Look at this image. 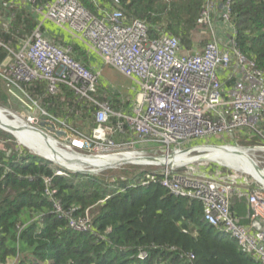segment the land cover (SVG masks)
<instances>
[{
    "label": "built area",
    "instance_id": "built-area-1",
    "mask_svg": "<svg viewBox=\"0 0 264 264\" xmlns=\"http://www.w3.org/2000/svg\"><path fill=\"white\" fill-rule=\"evenodd\" d=\"M217 4L220 11L215 14ZM232 4L233 0H207L198 24L211 31L215 28L218 34L202 53L184 55L180 39L169 34L151 38L147 24L127 17L121 9L99 18L79 0H52L41 8L43 21L31 37L22 40L16 52L10 51L12 58L0 64V78L9 94L23 105L24 121L34 131L29 132L35 133L32 136L64 133L71 152L86 154L79 160L109 162L100 168L90 167L99 173L152 168L153 177L142 181L143 186L158 183L177 198L201 202L212 225L223 228L238 240L244 253L264 264V187H253L259 177L253 174L247 179V164L232 155L242 150L259 151L260 163L264 150L258 146L246 149L197 144L199 140L234 137L236 133H251L264 141V70L237 45ZM46 22L69 28L106 65L139 82L141 89L131 113H116L110 102L97 100L101 73L75 59L70 48L49 39L43 32ZM36 83H45L51 96H57L65 85L79 101L95 107L91 134H81L68 127L66 119L43 110L24 89ZM31 135L28 133V137ZM210 153L234 158L237 163L225 168L245 179L233 175L223 183L219 178L224 175L217 172L218 179L204 181L207 177L194 169L207 166V159L200 160ZM57 175L65 173L59 171ZM46 183L50 186L51 180ZM47 194L53 193L47 189ZM233 196L247 199L253 211L249 228L237 223L231 211ZM61 210L57 205L58 214ZM79 224L70 223L74 230L85 231V227L78 229Z\"/></svg>",
    "mask_w": 264,
    "mask_h": 264
},
{
    "label": "trees",
    "instance_id": "trees-1",
    "mask_svg": "<svg viewBox=\"0 0 264 264\" xmlns=\"http://www.w3.org/2000/svg\"><path fill=\"white\" fill-rule=\"evenodd\" d=\"M80 1L95 13L92 1ZM102 1L145 22L151 38L172 34L187 49L193 47L192 36L207 3ZM48 2L40 0L43 5ZM232 6L237 45L264 70V0H234ZM36 27L37 18L20 12L11 30H0V63ZM78 50L75 46V58ZM25 89L35 98L43 92V106L58 118L77 113V121H86L82 127L76 121L77 130L89 134L95 127L96 109L75 98L67 86L61 85L57 96L47 95L45 84L25 85ZM105 94L97 99H111L110 93ZM58 170L27 151H0V264H259L206 222L202 203L170 196L158 184L135 187L145 177H153L148 170L127 168L124 177L67 171V176H57ZM47 189L56 193L48 195ZM233 206L237 213L243 212L245 202ZM72 221L86 225V230L75 231ZM143 252L146 257L140 259Z\"/></svg>",
    "mask_w": 264,
    "mask_h": 264
},
{
    "label": "rangeland",
    "instance_id": "rangeland-1",
    "mask_svg": "<svg viewBox=\"0 0 264 264\" xmlns=\"http://www.w3.org/2000/svg\"><path fill=\"white\" fill-rule=\"evenodd\" d=\"M22 1L24 2V6L15 5V4L9 2V0H0V30H3V31L11 30L13 23H14L15 19H17L18 14L20 12L31 13V15L34 16L35 19L37 18L38 15H40L42 12H44L43 10H41V8H44V6L42 4H40V3H29L26 0H22ZM215 20H217V19L215 18ZM208 29L209 28H206V27H198V29L194 32V34L192 36V40H193L192 50L193 51L198 52V51L202 50L203 47H205L208 42L213 40V37L216 34V29L214 28L213 29L214 31H210ZM58 44H59V42H58ZM61 47H63V46H61ZM63 48H67V47H63ZM187 52H189V50L184 51V53H187ZM72 54H73V50H72ZM7 58L10 59L12 57L10 54H7ZM102 75H103L104 80L112 83L115 86L120 85L122 83L126 84V82H127L122 76L116 74L114 72V70H112V68L106 67L104 69ZM2 82H3L2 79H0V109L1 110H3V109L7 110L12 116H15V117L20 118L21 120H24V117H25L24 109L21 108V104L19 102L15 101L11 97L7 96L6 88L4 87L5 84H4V82L3 83ZM111 87L113 88V86H111ZM0 120H3V118H0ZM13 120H14V118L7 114V117L3 121L6 123L12 124ZM83 121H77L78 125L82 127L84 124H86V121L84 119H83ZM72 125L75 126V124H73V122H71V124L68 125V127H71L72 129H74V126H72ZM3 126H6V125H3ZM15 126H16V124H15ZM81 134L85 135V133H81ZM19 137H21V136H19ZM235 139L243 140L242 136L239 135L238 133H236L234 135V140ZM17 140H18V138H17ZM17 140H16V138H14V136L12 134H10V132L5 131L2 127H0V151H4V150L11 148L12 150L16 149V150H20L22 152L27 151L28 153L36 155L38 157L43 156L42 154H40V153H42V151L35 148V146L29 145L30 147L34 148L35 150L26 146L28 149H30L32 151L31 152L30 150L21 147L18 143L19 140L18 141ZM66 140H67L66 138H59V139L55 138V141L58 142V145H57L58 149H60L59 152H57V153H59L60 157L63 159L66 158V156H67L65 154V153H67L66 151H68V152L73 151ZM208 142H214V143L225 142L227 144H232L233 139L231 137H225L224 139L222 138V140H217L216 138H213V139L209 140ZM20 143H22V142H20ZM241 144H246V143L243 141ZM36 150L40 153H38ZM35 153H37V154H35ZM54 155H55V159L58 158L56 156V153H54L51 156V158L54 157ZM74 155H77L76 158H81L82 156L87 157L85 153H78V154H74ZM192 156H194V155H192ZM67 160L64 159V161L66 162V165L62 162H59L58 165L54 162H51V161L50 162L54 166L60 168L59 170H62V171H64L65 169L63 167H61V165L65 166L67 168H70V169H72V168L78 169L76 171L96 172L98 170V169L90 168L91 166H84V167L77 166V165H74V162H72V161L68 163ZM72 163L74 166H72ZM59 164H61V165H59ZM260 164L262 167H264V161H260ZM102 165H104V163ZM220 166H222V164ZM220 166L217 167V166L211 165V166H208L207 168L204 166L201 168H195L194 170L196 173H198V171H199L200 174H202L204 177H207V179H204V181L211 180V179H218L220 177V175L211 173V172H215V171H218L220 174L224 175V177L221 176L219 178L220 180H222L223 183L229 182V179L233 178V175L241 176V174H239V173H234L233 171L228 170V168H222ZM212 167H216V169H212ZM79 169H82V170H79ZM187 170H191V169H187ZM191 171L193 172V170H191ZM107 175H109L110 177H124L125 171L124 170H121V171L116 170V171L107 173ZM226 177H229V179ZM241 177L245 179V177H243V176H241ZM224 185H228V184H224ZM89 217H91L90 213H89ZM84 227H86V225H84V224L80 223L78 225V229H80V230H84Z\"/></svg>",
    "mask_w": 264,
    "mask_h": 264
},
{
    "label": "crops",
    "instance_id": "crops-1",
    "mask_svg": "<svg viewBox=\"0 0 264 264\" xmlns=\"http://www.w3.org/2000/svg\"><path fill=\"white\" fill-rule=\"evenodd\" d=\"M89 1H93V0H89ZM9 2H11L15 5H18V6H20L22 4V0H9ZM93 3H94V8L96 11H95V13H93L91 11V13L94 14L95 16L99 17V18L105 17L107 14L111 13L115 9L113 4L104 3V1H102V0H95V2H93ZM216 7L217 8L215 9V14H217L218 11H220L219 4H217ZM68 29L69 28H67V27H58L57 25H55L51 22L46 23L43 26V32L45 33V35L49 39L55 41L57 44L59 42V44L61 46L71 48L72 50H74L75 46L78 47L79 48V50H78L79 54H78V57H76V58L78 60H80L82 63H84L86 66L91 68L92 70L98 71V72L103 74L104 69L106 67H108V68H112V70H114V72L116 74L122 76L127 82H126V84L122 83V84L117 85V86H115L112 83L104 80V78L102 77V80L100 82V84H101L100 92H102V94L100 95V92H99V95H97V96H100V99H102V97H104V96L107 97L108 94L106 95L105 93H110L112 95V97H111V99L109 98L108 102L112 101V103H113L112 108H113L114 112L118 113L119 111L122 110V111H125L128 113H131L133 108H134V105L136 103L137 94L140 92V89H141L139 82L136 79H131V78L126 77L125 75L120 73L113 66L106 65L104 63V61L102 60V58L97 53H95L91 48L88 47V45H86L83 41H81L75 35H73L70 32V30H68ZM28 38H30V37H28ZM221 38H222V36H221ZM203 50H204V47L199 52L202 53ZM184 51H187V50H185L183 48V53H184ZM194 52H196V51L189 50V52H187V53H194ZM111 86H113V88ZM4 87H5V85H4ZM6 94H7V96L11 97L7 93V90H6ZM97 96H96V98H97ZM45 98H46V96L43 92H40L38 94V100L40 101V105L44 109H45V107L43 106V103L45 104V101H44ZM100 99H97V100L99 102H106V101H104L105 99H103V100H100ZM93 108H95V107H93ZM64 118L68 119L70 123L73 122V124H75L76 121L80 119L79 115H77V113L74 114L73 112L69 115V117L66 116ZM239 134L242 136L241 133H239ZM242 211L243 212H241V213L238 212V215L240 216L239 222L241 224L248 225L249 221H247V218H246L247 208L245 207V209H243Z\"/></svg>",
    "mask_w": 264,
    "mask_h": 264
},
{
    "label": "clouds",
    "instance_id": "clouds-1",
    "mask_svg": "<svg viewBox=\"0 0 264 264\" xmlns=\"http://www.w3.org/2000/svg\"><path fill=\"white\" fill-rule=\"evenodd\" d=\"M52 1V0H51ZM50 1V2H51ZM80 1V0H79ZM234 1V0H233ZM50 2H48L47 4H49ZM81 2V1H80ZM93 2V1H92ZM38 3H40V0L38 1ZM40 4H42V3H40ZM47 4H42L43 6H46ZM233 5V4H232ZM20 6H24V2L22 1V4L20 5ZM233 7V6H232ZM119 8H115L114 10H118ZM121 9V8H120ZM89 10V9H88ZM113 10V11H114ZM90 11V10H89ZM91 12V11H90ZM219 12V11H218ZM125 14H126V12H124ZM127 15V14H126ZM232 15V14H231ZM43 19V17L42 16H40V15H38L37 16V26H38V24H39V22L41 21ZM232 20V19H231ZM43 21V20H42ZM141 21V20H140ZM143 22V21H142ZM47 23V22H46ZM45 23V24H46ZM145 23V22H144ZM232 23H233V21H232ZM146 24V23H145ZM234 24V23H233ZM148 26V25H147ZM198 26L199 27H201L199 24H198ZM235 26V25H234ZM37 28V27H36ZM35 28V29H36ZM235 29H236V27H235ZM208 30H210L211 31V29L209 28ZM236 32H237V29H236ZM149 33H150V31H149ZM216 33H217V31H216ZM165 34H167V33H162L159 37H161V36H163V35H165ZM218 34V33H217ZM169 35H172V34H169ZM172 36H174V35H172ZM31 37V36H30ZM159 37H157V38H159ZM174 37H176V36H174ZM215 37V36H214ZM214 37H213V39H214ZM236 38H237V35H236ZM179 39V38H178ZM26 40V39H25ZM181 41V40H180ZM213 41V40H212ZM55 42V41H54ZM211 42V41H210ZM56 43V42H55ZM209 43V42H208ZM1 44V43H0ZM57 44V43H56ZM182 44V43H181ZM57 45H59V44H57ZM1 46V45H0ZM19 46H20V44H19ZM19 46H18V48H19ZM60 46V45H59ZM182 47H183V44H182ZM185 50H192V49H187L186 47H183ZM205 48V47H204ZM71 49V48H70ZM11 52H13V51H11ZM71 52H72V49H71ZM197 52V51H196ZM199 52V51H198ZM195 53V52H194ZM194 53H183L184 55H187V54H194ZM8 54H10V51H8ZM72 56H73V54H72ZM248 56V55H247ZM74 57V56H73ZM75 58V57H74ZM8 58L6 57V59L3 61V62H1L0 64H2V63H4L6 60H7ZM75 59H77V58H75ZM78 60V59H77ZM79 62H81L80 60H78ZM82 63V62H81ZM82 64H84V63H82ZM85 65V64H84ZM86 66V65H85ZM88 67V66H87ZM89 68V67H88ZM89 69H91V68H89ZM102 77H103V75H102V73H101V80H102ZM1 79V78H0ZM2 81H3V79H2ZM4 82V81H3ZM4 84H5V82H4ZM36 84H45V83H36ZM36 84H32V85H36ZM27 86V85H26ZM45 86H46V84H45ZM5 87H6V84H5ZM100 87H101V84H100V86H99V90H98V95H99V92H100ZM24 89H25V86H24ZM6 90H7V93L9 94V92H8V89H7V87H6ZM26 90V89H25ZM27 91V90H26ZM30 95H31V97L33 98V99H35V100H38V98H35L34 96H33V94L32 93H30L29 91H27ZM47 94V93H46ZM10 95V94H9ZM47 95H49V94H47ZM11 96V95H10ZM12 97V96H11ZM13 99H15L14 97H12ZM15 101H17V102H19L18 100H16L15 99ZM39 101V100H38ZM106 102H108V101H106ZM20 104H21V102H19ZM39 104H40V101H39ZM21 107L24 109V107H23V105L21 104ZM40 107L41 108H43L41 105H40ZM1 110V109H0ZM43 110H45L44 108H43ZM1 111H3V112H5V114H8V115H10L11 117H13L14 118V121H16V120H19V121H21V122H23L24 124H26V122L24 121V120H21L20 118H18V117H15V116H12L7 110H1ZM24 111H25V109H24ZM46 112H48L47 110H45ZM49 113V112H48ZM35 114H38V111H35ZM50 115H52L51 113H49ZM52 116H54V115H52ZM56 117V116H55ZM56 118H58V117H56ZM58 119H62V118H58ZM62 120H64V119H62ZM67 121H68V123L69 124H71L70 122H69V120L68 119H66ZM114 124H116V123H114ZM72 126H74V125H72ZM41 127L42 128H44L45 127V125L44 124H42L41 125ZM76 131H78V132H80V133H84V132H81V131H79V130H77L76 128H74ZM262 129H263V131H264V127H262ZM34 132V131H33ZM10 134H12L11 132H10ZM91 133H89V134H86L85 133V135H90ZM239 134V133H238ZM242 134V138H243V140H237V139H235L234 140V137H231L232 139H233V143L232 144H227V143H225V142H217V143H214V142H208L209 140H211V139H213V138H216L217 140H222V138L224 139L225 137H229V136H225V137H212V138H209V139H206V140H199L198 142H197V144H199V145H214V146H221V145H230V146H233V147H235V146H238L239 148L240 147H242V148H254V147H257L258 146V148H261V149H263L264 150V147H259V145H263V143H264V141H262V139L260 138V137H258L257 135H252L251 133H241ZM13 136H14V134H12ZM43 137H45V138H51V139H53L54 141H55V138H57V139H59V138H65L66 137V135L64 134V133H61V132H57V134L55 135V136H50L49 135V137H48V135H43V134H41ZM240 135V134H239ZM26 136L28 137V133H26ZM55 137V138H54ZM14 138H16V136H14ZM16 140H17V138H16ZM18 141V140H17ZM245 142L246 144H241L242 142ZM56 142V141H55ZM18 143H19V145L21 146V147H23V148H25V149H28L26 146H24L22 143H20L19 141H18ZM57 144H58V142H57ZM28 150H30V149H28ZM31 151V150H30ZM245 150H242V151H240L239 153H241V155H239L238 153L236 154V153H232V155H234V156H237V158H239L241 161H243V162H248V163H250L251 165H253L254 167H255V172L254 173H247L248 175H246L245 177H247V179H252L251 178V175H253V174H255V175H257L258 177H259V182L258 183H254L253 184V187H255L256 186V184H258L259 186L260 185H262V187H264V167H262L261 166V164L259 163V161H258V156L259 155H261V153L259 152V151H249V152H244ZM32 152V151H31ZM253 152H255V154H253ZM34 153V152H33ZM71 154V158H72V162H74V165H77V166H82L81 165V161L78 159V158H76V156L77 155H74V154H76V153H73V152H70ZM35 154H37V153H35ZM229 154H231V153H229ZM229 154H227V155H229ZM39 155V154H38ZM41 156V155H40ZM55 156V155H54ZM40 158H43V159H45L46 161H49L48 159V157H45V156H41ZM205 159H208V156L207 157H204L203 159H201L200 161H204ZM50 162V161H49ZM68 163L70 162V161H67ZM259 163V164H258ZM206 164V163H205ZM207 166H205L206 168L208 167V166H211V165H213V166H217V167H219L220 165L218 164V163H213V162H208L207 164H206ZM226 165H228V164H225V166H220V167H222V168H225V167H227ZM83 167V166H82ZM60 169V168H59ZM73 169H75V168H73ZM212 169H216V167H212ZM75 170H78V169H75ZM142 170H148V171H151L152 170V168H147V169H142ZM59 171H62V170H58L57 171V173L59 172ZM65 171H67V170H64V171H62L63 173H65V175H63V176H67V173L65 172ZM125 171V170H124ZM67 172H70V171H67ZM218 171H215V172H211V173H217ZM246 172H247V168H246ZM57 173H56V175H57ZM73 173V172H72ZM104 173H107V172H104ZM109 173V172H108ZM80 174H82V173H80ZM101 174H103V173H97V174H94L95 176L96 175H101ZM57 176H60V175H57ZM62 176V175H61ZM158 179V178H157ZM257 179V178H256ZM48 180V179H47ZM146 180H148V176L147 177H145V180H143V181H146ZM142 183V181H139V183L136 185V187H138L140 184ZM47 184V183H46ZM151 184H158V183H151ZM150 184V185H151ZM150 185H148V186H150ZM159 185V184H158ZM47 186H49V185H47ZM52 186V182H51V184H50V186L49 187H51ZM141 186H143L142 184H141ZM160 186V185H159ZM144 187H147V186H144ZM161 188H163L162 186H160ZM164 189V188H163ZM50 190V189H49ZM164 190H166V189H164ZM122 191H125V190H122ZM121 191V192H122ZM167 191V190H166ZM168 192V191H167ZM51 193H53L52 195H54L56 192H52L51 191ZM168 194L170 195V196H173V195H171L169 192H168ZM173 197H175V196H173ZM175 198H177V197H175ZM178 199H184V200H189V201H196V200H191V199H189V198H178ZM199 202V201H198ZM241 202H245V207L247 208V215H246V218H247V221H249V224L248 225H244V224H241L239 221H240V216L238 215V213L233 209V204L234 203H241ZM201 203V202H200ZM204 208H205V206H204ZM231 211H232V213H233V215H234V217L236 218V221H237V223L240 225V226H242V227H245V228H249L250 227V225H251V219H252V216H253V211H252V209H251V207H250V205L248 204V201H247V199L245 198V197H243V198H238L237 196H233L232 197V199H231ZM241 213V212H240ZM205 220H206V222H208V224L210 225V226H212L213 228H215V229H217V230H219L220 232L219 233H221L224 237L226 236V237H228V238H230V239H232V240H234L237 244H238V247H239V250H240V252L242 253V254H245L246 256H248V257H250V258H252V259H254L253 257H251V256H249V255H247L246 253H244L243 251H242V249H241V247H240V245H239V242H238V240L237 239H235L233 236H231L230 234L228 235L226 232H225V230L223 229V228H218V227H215L214 225H212L207 219H206V208H205ZM73 229V228H72ZM75 231H77V230H75ZM143 254H144V256H143ZM140 259H144L145 257H146V253L145 252H143V253H140V255L138 256ZM256 262H258L259 264H261V262H259L258 260H256V259H254Z\"/></svg>",
    "mask_w": 264,
    "mask_h": 264
},
{
    "label": "bare ground",
    "instance_id": "bare-ground-1",
    "mask_svg": "<svg viewBox=\"0 0 264 264\" xmlns=\"http://www.w3.org/2000/svg\"><path fill=\"white\" fill-rule=\"evenodd\" d=\"M6 117H7V114H5V112L0 110V118H3V120H4ZM3 120H0V127H2L5 131L13 133L16 136V138H18V140L20 142H22L25 146H27V147H30L29 145L35 146V148L42 151V153H40L36 150L38 153H40L43 156L48 157V158H51V156L54 153H56V156L58 158H56L55 160L58 163L62 162L66 165V162L64 161V159L65 160L68 159L70 162L72 161V158L70 155L71 153L68 151H66L67 153H65L67 155L66 158L63 159L60 157L59 153H57V152H59L60 149H58V146H57L58 144L53 139L45 138L41 134H39L41 138L38 135H37V137L32 136L31 134H35V133H31L33 131L28 128V125L24 124L23 122H21L19 120H16V121L13 120L12 124L6 123ZM15 124H16V126H15ZM3 125H6V126H3ZM29 131H31V132H29ZM26 133H29V135H31V136L27 137ZM19 136H21V137H19ZM30 148H32V147H30ZM32 149H34V148H32ZM253 154H255V152H253ZM80 161H82L81 165L83 167L84 166H93V167L99 166L98 168H100V166H105L106 163H107V165L109 163V162H105L103 160L95 161V160H92L89 158H82V160H80ZM116 161L117 160H115L114 162H116ZM207 161L213 162V163H218V164H228V165H234L237 163V161L234 158H230V157H226V156H222V155H217L215 153H210ZM103 163H104V165H102ZM246 164L248 166L247 171L250 173H254L255 172L254 166L248 162ZM72 166H74L73 163H72ZM82 169H79V170H82Z\"/></svg>",
    "mask_w": 264,
    "mask_h": 264
},
{
    "label": "water",
    "instance_id": "water-1",
    "mask_svg": "<svg viewBox=\"0 0 264 264\" xmlns=\"http://www.w3.org/2000/svg\"><path fill=\"white\" fill-rule=\"evenodd\" d=\"M13 134V133H12ZM15 136V135H14ZM236 154L238 153L239 155H241V153H239V152H235ZM49 161H51V162H54V163H56L57 165H58V162L55 160V156L54 157H52V158H49L48 159ZM59 165H61V164H59ZM61 167H63L65 170H67V171H70V172H73V173H82V174H86V175H94V174H97L98 172L96 171V172H92V171H76L75 169H70V168H67V167H65V166H63V165H61Z\"/></svg>",
    "mask_w": 264,
    "mask_h": 264
}]
</instances>
